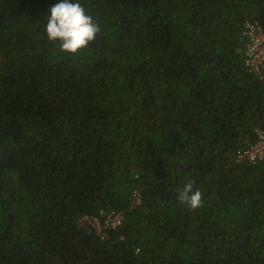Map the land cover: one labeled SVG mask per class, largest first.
<instances>
[{"label":"trees","instance_id":"trees-1","mask_svg":"<svg viewBox=\"0 0 264 264\" xmlns=\"http://www.w3.org/2000/svg\"><path fill=\"white\" fill-rule=\"evenodd\" d=\"M57 2L0 0V264H264V161L234 160L264 128V0H80L102 30L77 56L46 39Z\"/></svg>","mask_w":264,"mask_h":264},{"label":"clouds","instance_id":"clouds-1","mask_svg":"<svg viewBox=\"0 0 264 264\" xmlns=\"http://www.w3.org/2000/svg\"><path fill=\"white\" fill-rule=\"evenodd\" d=\"M101 30V25L88 13L80 0H58L50 6L46 14L44 33L47 41L58 45V51L68 56H77L82 50L87 49ZM34 105L38 106V102ZM178 199L191 210L201 207L203 202L202 193L198 189L194 190V182L191 179L178 191ZM130 201L131 206L136 204L132 194ZM109 211L121 213L114 209H99L95 214H86L81 219L90 223L96 234L103 237L107 229L114 230L122 222L121 219L116 227H105L104 220Z\"/></svg>","mask_w":264,"mask_h":264},{"label":"built area","instance_id":"built-area-1","mask_svg":"<svg viewBox=\"0 0 264 264\" xmlns=\"http://www.w3.org/2000/svg\"><path fill=\"white\" fill-rule=\"evenodd\" d=\"M241 35L244 37L243 62L249 72L263 79L264 71V27L256 19L246 18L242 24ZM257 138L243 149L237 150L234 160L237 163L246 161L256 163L264 161V128L254 129ZM132 199L140 203L141 195L133 190ZM122 219V214L109 211L104 220L105 227H116Z\"/></svg>","mask_w":264,"mask_h":264},{"label":"rangeland","instance_id":"rangeland-1","mask_svg":"<svg viewBox=\"0 0 264 264\" xmlns=\"http://www.w3.org/2000/svg\"><path fill=\"white\" fill-rule=\"evenodd\" d=\"M3 115L4 116H7L8 115V112L7 111H3ZM139 193L141 192V191H139V189L137 190ZM141 194V193H140Z\"/></svg>","mask_w":264,"mask_h":264}]
</instances>
